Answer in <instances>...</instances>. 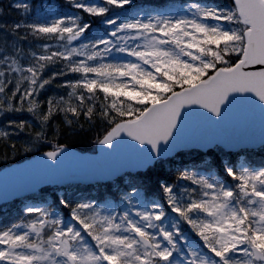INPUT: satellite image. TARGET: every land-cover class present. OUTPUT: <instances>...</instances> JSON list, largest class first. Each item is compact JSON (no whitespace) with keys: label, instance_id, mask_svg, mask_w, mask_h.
Returning a JSON list of instances; mask_svg holds the SVG:
<instances>
[{"label":"snow or ice","instance_id":"obj_1","mask_svg":"<svg viewBox=\"0 0 264 264\" xmlns=\"http://www.w3.org/2000/svg\"><path fill=\"white\" fill-rule=\"evenodd\" d=\"M0 160V264H264V0H0Z\"/></svg>","mask_w":264,"mask_h":264},{"label":"trees","instance_id":"obj_2","mask_svg":"<svg viewBox=\"0 0 264 264\" xmlns=\"http://www.w3.org/2000/svg\"><path fill=\"white\" fill-rule=\"evenodd\" d=\"M86 147H87V146H85V145H81L80 147H75V148H78V149H81V150H85ZM22 155H23V154H22ZM29 157H31V156H25L23 159H20V158L18 157V158L16 159L15 162L22 161V160L27 159V158H29ZM8 164H12V163L9 162ZM8 164H5L2 160H0V168L6 166V165H8Z\"/></svg>","mask_w":264,"mask_h":264},{"label":"water","instance_id":"obj_3","mask_svg":"<svg viewBox=\"0 0 264 264\" xmlns=\"http://www.w3.org/2000/svg\"><path fill=\"white\" fill-rule=\"evenodd\" d=\"M23 165V164H22Z\"/></svg>","mask_w":264,"mask_h":264}]
</instances>
